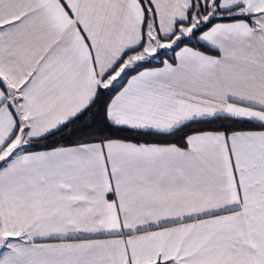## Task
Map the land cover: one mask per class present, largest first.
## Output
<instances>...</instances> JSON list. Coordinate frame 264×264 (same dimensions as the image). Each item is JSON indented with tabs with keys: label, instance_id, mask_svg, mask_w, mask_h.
<instances>
[{
	"label": "snow or ice",
	"instance_id": "obj_1",
	"mask_svg": "<svg viewBox=\"0 0 264 264\" xmlns=\"http://www.w3.org/2000/svg\"><path fill=\"white\" fill-rule=\"evenodd\" d=\"M0 264H264V0H0Z\"/></svg>",
	"mask_w": 264,
	"mask_h": 264
}]
</instances>
